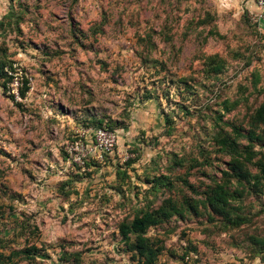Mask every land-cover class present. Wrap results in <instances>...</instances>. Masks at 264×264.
<instances>
[{
  "label": "rangeland",
  "instance_id": "374dc122",
  "mask_svg": "<svg viewBox=\"0 0 264 264\" xmlns=\"http://www.w3.org/2000/svg\"><path fill=\"white\" fill-rule=\"evenodd\" d=\"M263 30L245 0H0L2 263L141 264L118 227L171 201L155 264H264V194L217 144L256 127Z\"/></svg>",
  "mask_w": 264,
  "mask_h": 264
},
{
  "label": "trees",
  "instance_id": "16d2710c",
  "mask_svg": "<svg viewBox=\"0 0 264 264\" xmlns=\"http://www.w3.org/2000/svg\"><path fill=\"white\" fill-rule=\"evenodd\" d=\"M258 24V23H257ZM4 66L0 65V74L7 77L8 72H4ZM26 91L21 92V97L25 96ZM255 123L256 127L248 130L247 134H241L240 130L232 127L235 138H243L248 142V146L241 148L237 140L231 138L228 134L219 135L217 144L221 146L230 156V170L232 177L236 183L247 186V193L253 190L256 194H264V105H261L251 118V124ZM259 131V132H258ZM254 147L259 150L255 151ZM246 166H254L258 173L251 175ZM227 176L228 174L225 173ZM229 181V180H226ZM230 183V181L228 182ZM227 182L224 184H215L211 193L205 200L206 208L213 214L218 215L228 221H232L231 202L233 199H240V196H232L227 190ZM193 209L194 206L190 205ZM181 209L177 208L171 201L157 210L141 212L137 214L130 222H123L119 225V235L125 240L129 251L134 254L141 264H155L160 254V249L155 248L146 236L148 230L154 226H158L165 220L170 219L174 215H180ZM231 214V215H230ZM239 217L235 218L237 221ZM250 242L258 247L260 253H264V237H250ZM26 252V251H24ZM17 254L9 255L7 261ZM2 257V256H0ZM2 263V260H0ZM4 264V263H2Z\"/></svg>",
  "mask_w": 264,
  "mask_h": 264
},
{
  "label": "built area",
  "instance_id": "2783aa9c",
  "mask_svg": "<svg viewBox=\"0 0 264 264\" xmlns=\"http://www.w3.org/2000/svg\"><path fill=\"white\" fill-rule=\"evenodd\" d=\"M255 7L257 9L256 21L259 25L261 21H264V0H254ZM100 134H103L100 132Z\"/></svg>",
  "mask_w": 264,
  "mask_h": 264
},
{
  "label": "crops",
  "instance_id": "0c3cea01",
  "mask_svg": "<svg viewBox=\"0 0 264 264\" xmlns=\"http://www.w3.org/2000/svg\"><path fill=\"white\" fill-rule=\"evenodd\" d=\"M217 1H223V0H217ZM224 1H239V0H224ZM245 1H247V9L250 11L251 14L254 15L256 19L257 9L255 7L254 0H245Z\"/></svg>",
  "mask_w": 264,
  "mask_h": 264
},
{
  "label": "water",
  "instance_id": "95a60500",
  "mask_svg": "<svg viewBox=\"0 0 264 264\" xmlns=\"http://www.w3.org/2000/svg\"><path fill=\"white\" fill-rule=\"evenodd\" d=\"M261 22H262V21H261ZM261 22H260V23H261ZM260 23H259V24H260ZM260 29H261V28H260Z\"/></svg>",
  "mask_w": 264,
  "mask_h": 264
}]
</instances>
